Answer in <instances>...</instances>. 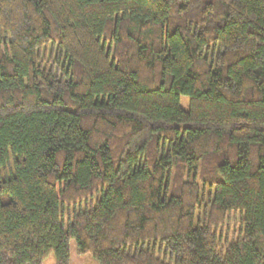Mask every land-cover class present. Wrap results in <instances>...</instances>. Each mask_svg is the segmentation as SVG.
<instances>
[{
  "label": "trees",
  "instance_id": "trees-1",
  "mask_svg": "<svg viewBox=\"0 0 264 264\" xmlns=\"http://www.w3.org/2000/svg\"><path fill=\"white\" fill-rule=\"evenodd\" d=\"M1 170L0 264H264V0H0Z\"/></svg>",
  "mask_w": 264,
  "mask_h": 264
},
{
  "label": "rangeland",
  "instance_id": "rangeland-1",
  "mask_svg": "<svg viewBox=\"0 0 264 264\" xmlns=\"http://www.w3.org/2000/svg\"><path fill=\"white\" fill-rule=\"evenodd\" d=\"M180 105L182 108L187 109L188 98L185 96H181ZM4 177H5V171L1 170L0 179ZM228 227L231 231L233 228H237V224L235 221H230V223H228ZM69 253H70V264H97L95 258H93L90 254H81L77 251V247L73 239H71L69 242ZM42 264H55L54 255L52 253L49 254L44 259Z\"/></svg>",
  "mask_w": 264,
  "mask_h": 264
}]
</instances>
